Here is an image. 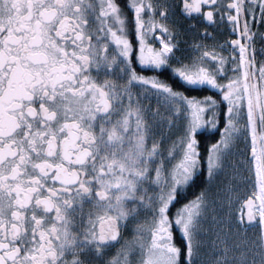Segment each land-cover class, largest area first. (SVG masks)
<instances>
[{"label":"snow or ice","instance_id":"obj_1","mask_svg":"<svg viewBox=\"0 0 264 264\" xmlns=\"http://www.w3.org/2000/svg\"><path fill=\"white\" fill-rule=\"evenodd\" d=\"M0 264H264V0H0Z\"/></svg>","mask_w":264,"mask_h":264},{"label":"rangeland","instance_id":"obj_2","mask_svg":"<svg viewBox=\"0 0 264 264\" xmlns=\"http://www.w3.org/2000/svg\"><path fill=\"white\" fill-rule=\"evenodd\" d=\"M241 204H242V201L240 202H237L234 206V211L236 212V215H239L241 210L244 211L243 209H241ZM208 239H209V242H211V235L208 236Z\"/></svg>","mask_w":264,"mask_h":264},{"label":"water","instance_id":"obj_3","mask_svg":"<svg viewBox=\"0 0 264 264\" xmlns=\"http://www.w3.org/2000/svg\"><path fill=\"white\" fill-rule=\"evenodd\" d=\"M244 212L246 213L247 212V209L246 208H243ZM245 220H246V217H245Z\"/></svg>","mask_w":264,"mask_h":264}]
</instances>
